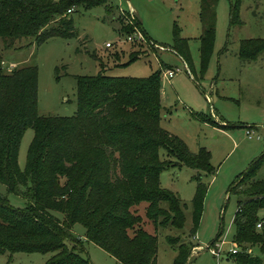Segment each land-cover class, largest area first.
I'll return each mask as SVG.
<instances>
[{
	"label": "trees",
	"instance_id": "16d2710c",
	"mask_svg": "<svg viewBox=\"0 0 264 264\" xmlns=\"http://www.w3.org/2000/svg\"><path fill=\"white\" fill-rule=\"evenodd\" d=\"M109 1L0 0V38L9 49L23 38L41 45L52 37H78L74 10H68L109 5ZM215 1L201 0L203 76L214 50ZM240 8L241 0L232 4L231 24L242 23ZM108 10L112 11L110 5ZM137 23L148 36L139 18ZM177 36L172 48L192 66L188 40ZM263 51L264 39H245L239 56L252 61ZM3 63L0 50V182L27 203L14 207L0 192V254L54 252L46 264H94L83 255V240L73 232L80 223L86 241L122 264H158V237L145 229L138 207L146 202V217L158 227L185 226L181 198L161 184V173L172 166L199 171L194 176L197 187L190 230V236L196 235L208 191L203 176L214 172L212 154L205 147L192 152L182 138L162 126V68L147 77L111 76L104 70L95 76H77L75 114L41 116L37 64L6 70ZM196 116L215 122L206 115ZM28 128H33L34 137L22 169L19 150ZM263 163L264 153L232 186L239 197L234 241L244 248L233 254L244 264L260 261L248 248L258 245L264 250V180L255 179ZM168 242L177 250L174 264H190L193 244L172 235Z\"/></svg>",
	"mask_w": 264,
	"mask_h": 264
},
{
	"label": "rangeland",
	"instance_id": "374dc122",
	"mask_svg": "<svg viewBox=\"0 0 264 264\" xmlns=\"http://www.w3.org/2000/svg\"><path fill=\"white\" fill-rule=\"evenodd\" d=\"M236 2L217 0L214 3L216 36L204 76L200 52V37L204 31L201 0H110L112 11L108 10V4L91 8L73 6L71 15L78 37H52L41 45L29 44L33 39L23 38L9 49L0 38L6 70H10V66L12 69L17 65L37 64L38 114L41 116L75 114L77 76H95L104 70L111 76L147 77L160 68L163 72L180 69L171 79L162 76V124L182 138L192 152L207 148L212 154L214 172L203 176L208 191L195 236H190V230L192 200L197 187L194 176L198 170L183 165L169 167L161 173L162 186L182 200L186 216L183 228L158 227L146 217L147 203L138 207L145 229L158 237V264H174L177 250L168 242V235L180 236L193 244L190 264H244L231 252L244 249L234 241L239 197L232 186L264 153V51L256 60L249 61L240 58L239 49L245 39H264V0H241L242 23L231 24V8ZM120 8L134 11L148 36L136 19L125 20ZM129 35L135 36L133 41L128 40ZM177 35L188 40L192 66L172 48ZM108 42L112 47L106 46ZM132 58L137 60L128 63ZM213 112L218 119L212 116ZM198 114L211 117L214 124L205 123L196 116ZM225 124L232 127L221 126ZM33 137V128H28L19 150L22 169ZM160 154L162 159L168 157L164 149ZM255 179L264 180V163ZM0 192L12 206H26V199L8 192L2 182ZM73 232L80 237L85 228L76 223ZM81 239L83 255L94 264H122L96 244L84 237ZM223 240L226 243L220 246ZM209 245L219 251V256ZM76 247L81 249L80 244ZM248 252L260 259L252 264H264V250L260 246H251ZM52 255L54 252H6L0 254V264H46Z\"/></svg>",
	"mask_w": 264,
	"mask_h": 264
},
{
	"label": "built area",
	"instance_id": "2783aa9c",
	"mask_svg": "<svg viewBox=\"0 0 264 264\" xmlns=\"http://www.w3.org/2000/svg\"><path fill=\"white\" fill-rule=\"evenodd\" d=\"M121 10H122V12H124L123 13V15L125 16V17H123L125 20H132V19H136L137 20V17H135L134 15H136L135 14V12L134 11H132V10H130V11H127V10H125V9H123V8H120ZM68 12L69 13H71V12H73V9L71 8V9H69L68 10ZM141 34V33H140ZM134 37L135 36H128L127 38H128V40H134ZM112 45L113 44H111V43H107L106 44V46L107 47H112ZM10 69H11V66H10ZM180 71V69L179 68H174V69H167V70H165L164 72H163V74H162V76H164V77H166V78H168V79H171L172 77H174L175 75H176V73L177 72H179ZM248 134H251L250 133V131H248ZM262 226V223H259L258 224V227H261ZM226 243V241L225 240H223V242H221V243H219L220 244V246L221 245H223V244H225ZM209 247V246H208ZM209 249H211V251L213 252V253H215L217 256H219V251L217 250V249H214V248H212V246L211 247H209ZM231 252H233V253H235V252H237V250L236 249H232L231 250Z\"/></svg>",
	"mask_w": 264,
	"mask_h": 264
},
{
	"label": "crops",
	"instance_id": "0c3cea01",
	"mask_svg": "<svg viewBox=\"0 0 264 264\" xmlns=\"http://www.w3.org/2000/svg\"><path fill=\"white\" fill-rule=\"evenodd\" d=\"M139 18V17H138ZM140 19V18H139ZM146 31V30H145ZM162 99H163V90H162ZM215 116L217 119H218V116H217V114H215L214 112H213V114H212V116ZM162 121H163V118H162ZM162 121H161V124H162ZM203 121V120H202ZM205 123H209V122H206V121H204ZM221 122V121H220ZM223 123H224V120L222 121ZM211 124V123H210ZM162 126H163V124H162ZM165 129H167L168 131H170L171 133H173L171 130H169L167 127H165V126H163ZM173 134H175V133H173ZM176 135V134H175ZM81 238L82 237H84L85 238V235H83V236H80ZM79 237V238H80Z\"/></svg>",
	"mask_w": 264,
	"mask_h": 264
}]
</instances>
